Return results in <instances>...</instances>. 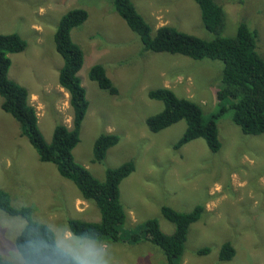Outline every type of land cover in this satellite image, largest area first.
Here are the masks:
<instances>
[{"label": "rangeland", "instance_id": "rangeland-1", "mask_svg": "<svg viewBox=\"0 0 264 264\" xmlns=\"http://www.w3.org/2000/svg\"><path fill=\"white\" fill-rule=\"evenodd\" d=\"M131 1L152 34L168 25L203 39L215 36L204 28L193 0ZM215 1L226 13L219 35L231 37L246 22L257 31L256 50L264 57V0ZM79 8L88 17L71 30V39L83 52L78 77L89 106L72 154L98 181H104L108 168L130 160L135 163L134 174L119 185L126 215L120 229L141 234L145 221L154 218L160 230L170 235L174 226L162 217V206L186 213L202 205L204 212L190 225L177 264H264V134L243 135L226 111L217 120L218 152H211L201 138L175 151L172 146L183 135L185 121L158 133L149 131L145 123L163 109L161 102L147 97L161 87L196 103L203 120L209 119L219 107L216 91L222 61L145 51L140 38L117 15L112 0H0V34L15 33L26 43L22 52L9 55L8 77L27 89L45 141H51L57 124L71 125L69 96L58 83L62 59L55 50L54 34L61 16ZM95 64L104 67L116 95L90 80L89 70ZM104 133L116 134L119 142L97 163L93 143ZM0 190L10 196L13 207H30L33 219L52 229L60 247L65 240L80 239L69 231V219L100 220L93 202L82 199L54 165L39 161L21 136L19 124L1 107ZM24 223L0 211V254L15 264L21 260L14 241ZM88 241L99 250L102 264L166 263L160 249L143 238ZM225 242L232 244L235 255L221 262L218 253ZM202 247H209V254L197 256L195 251Z\"/></svg>", "mask_w": 264, "mask_h": 264}, {"label": "trees", "instance_id": "trees-1", "mask_svg": "<svg viewBox=\"0 0 264 264\" xmlns=\"http://www.w3.org/2000/svg\"><path fill=\"white\" fill-rule=\"evenodd\" d=\"M193 1L199 8L204 28L215 34L213 38L203 39L168 25L158 27L152 34L151 27L131 0H112V5L117 15L140 38L145 51L177 54L193 60L210 59L223 62L221 83L216 91L219 107L206 121L203 120L202 110L196 103L176 96L168 88L161 87L147 93L150 100L163 104L160 112L145 120L149 131L158 133L183 120L186 129L172 148L177 151L187 143L201 138L208 149L215 153L221 148L217 120L226 111H230L233 124L240 128L243 135L264 134V57L256 50L255 29L242 22L233 36H221L219 33L226 23L223 6L215 0ZM87 17V11L82 8L68 11L61 16L54 34L55 50L62 59L58 83L68 93L69 106L72 109L70 127L57 124L51 141H45L38 128L35 110L28 103L27 89L8 77L11 64L9 55L22 52L26 48V43L15 33L0 34L1 110L19 124L21 136L28 140L39 161L54 165L59 176L70 181L82 199L93 202L97 207L100 214L98 222L79 219L67 221L72 235L88 240L105 237L113 242L123 237L129 239L128 242H137L143 238L160 249L165 264H177L176 260L184 252L189 227L199 221L204 207L197 205L192 211L184 213L162 206V217L174 226L170 235L160 230L158 220L154 218L145 221L141 234L125 233L120 229L125 224L126 215L120 203L119 185L134 172L135 163L130 160L115 168H108L105 170L104 181H98L73 158L72 151L79 143L80 129L89 103L78 77L83 65V52L72 41L71 30L82 25ZM88 76L108 94L113 96L118 93L101 64L93 65ZM118 142L119 137L116 134H100L93 143V161L101 163L107 151ZM0 211L14 219L25 221L14 241L21 260L19 264H77L75 258L58 245L52 229L34 220L30 207H13L10 196L3 190H0ZM126 234L128 236H124ZM209 252V247H202L195 254L205 256ZM234 255L235 249L231 243L225 242L220 246L219 261H230ZM0 264L15 263L3 259L0 254Z\"/></svg>", "mask_w": 264, "mask_h": 264}, {"label": "clouds", "instance_id": "clouds-1", "mask_svg": "<svg viewBox=\"0 0 264 264\" xmlns=\"http://www.w3.org/2000/svg\"><path fill=\"white\" fill-rule=\"evenodd\" d=\"M61 248L66 253L72 255L77 264H102V261L99 259V250L93 242L88 241L86 238L65 240L61 243Z\"/></svg>", "mask_w": 264, "mask_h": 264}, {"label": "crops", "instance_id": "crops-1", "mask_svg": "<svg viewBox=\"0 0 264 264\" xmlns=\"http://www.w3.org/2000/svg\"><path fill=\"white\" fill-rule=\"evenodd\" d=\"M134 172H135V171H134ZM134 172H133L131 175H133V174H134ZM131 175H130V176H131ZM130 176H129V177H130ZM129 177H128V178H129Z\"/></svg>", "mask_w": 264, "mask_h": 264}]
</instances>
